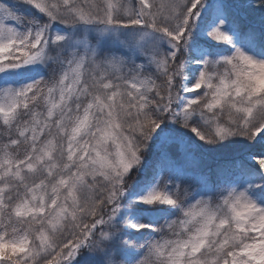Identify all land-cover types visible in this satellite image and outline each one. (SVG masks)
<instances>
[{
	"label": "snow or ice",
	"instance_id": "obj_1",
	"mask_svg": "<svg viewBox=\"0 0 264 264\" xmlns=\"http://www.w3.org/2000/svg\"><path fill=\"white\" fill-rule=\"evenodd\" d=\"M0 264H264V0H0Z\"/></svg>",
	"mask_w": 264,
	"mask_h": 264
},
{
	"label": "rangeland",
	"instance_id": "obj_2",
	"mask_svg": "<svg viewBox=\"0 0 264 264\" xmlns=\"http://www.w3.org/2000/svg\"><path fill=\"white\" fill-rule=\"evenodd\" d=\"M248 149H241L239 146H229L227 148L215 150V151H205L203 153H198L195 160L193 161L194 164L199 165L204 169H210L209 163L206 160L222 157V158H233V157H240L242 152H246Z\"/></svg>",
	"mask_w": 264,
	"mask_h": 264
},
{
	"label": "trees",
	"instance_id": "obj_3",
	"mask_svg": "<svg viewBox=\"0 0 264 264\" xmlns=\"http://www.w3.org/2000/svg\"><path fill=\"white\" fill-rule=\"evenodd\" d=\"M252 151H255L256 149H251ZM235 159V158H234ZM233 159H215L214 161H211V167L212 169L215 168L217 165L224 163L225 161H231Z\"/></svg>",
	"mask_w": 264,
	"mask_h": 264
}]
</instances>
